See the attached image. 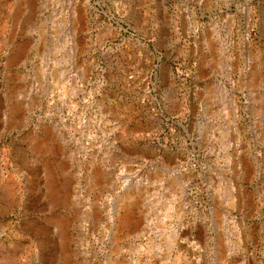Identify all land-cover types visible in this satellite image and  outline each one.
<instances>
[{
  "label": "rangeland",
  "instance_id": "374dc122",
  "mask_svg": "<svg viewBox=\"0 0 264 264\" xmlns=\"http://www.w3.org/2000/svg\"><path fill=\"white\" fill-rule=\"evenodd\" d=\"M0 264H264V0H0Z\"/></svg>",
  "mask_w": 264,
  "mask_h": 264
}]
</instances>
